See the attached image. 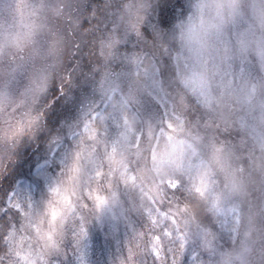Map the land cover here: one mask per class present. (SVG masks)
Returning <instances> with one entry per match:
<instances>
[{
  "label": "rangeland",
  "instance_id": "374dc122",
  "mask_svg": "<svg viewBox=\"0 0 264 264\" xmlns=\"http://www.w3.org/2000/svg\"><path fill=\"white\" fill-rule=\"evenodd\" d=\"M84 1L0 0V168L13 148L40 150L7 197L27 252L9 231L0 264H264V4L191 0L173 45L153 0L116 1L99 74L73 83L83 95L46 137L50 76L93 55Z\"/></svg>",
  "mask_w": 264,
  "mask_h": 264
},
{
  "label": "trees",
  "instance_id": "16d2710c",
  "mask_svg": "<svg viewBox=\"0 0 264 264\" xmlns=\"http://www.w3.org/2000/svg\"><path fill=\"white\" fill-rule=\"evenodd\" d=\"M116 1L118 0H85L83 2L80 10L81 20L79 24L88 26V30L83 34L84 39L81 38L78 40L80 44L83 45V48L85 49L86 47L89 52L93 48V55L86 54L84 59L81 58V56L77 57L78 54L71 56L70 59L72 61L69 64L70 70L64 77L60 78L61 81L57 80V76L54 73L50 76L46 94L47 102L46 105L42 107L40 119V124L46 127L44 131L46 137L48 134L46 130L53 132L55 125L57 126L67 114L74 113V111L71 110L73 108V103L75 102L73 98L81 97L83 94L81 91L75 90L77 88L73 86V83L77 85L79 79H81L80 76L87 78L88 75L94 73L93 70H91V60L94 61L95 64L101 63L99 60L100 57L97 54L98 34H96V31L101 28V17L104 13H109L117 8ZM123 2L124 0H119L121 9ZM152 2L155 3L152 10L157 16L164 39L168 40L173 38L172 44L175 45L173 37L175 34V26L177 25L178 20L187 13L190 0H153ZM113 7L115 8L113 9ZM71 67H77V69L73 70ZM98 71L92 76L98 75ZM74 78L77 79L76 83L74 82ZM70 92H73L72 96L67 95ZM44 133L43 138L45 139L46 137L44 136ZM39 135L40 132L36 135L37 140H42L43 138H39ZM24 140L32 139L23 138L21 143L25 142ZM38 144L39 143L30 144L25 148L24 152H21L20 149L16 148L11 149L12 151L4 160V163L0 168V255L2 257H5L3 254L8 245L5 242L6 234H8L9 231H18L19 227L24 225L22 219L17 217L16 213H14V209V212H11L12 210L7 211L3 205L14 184L18 180L23 179L26 175L25 173L28 172L27 169H30V167L33 166L35 159H33L31 154L29 156L28 151L30 153L31 151L39 153L40 150ZM19 152H21V154ZM187 191L183 188L178 189V187H176L172 193H175L178 199L184 200L189 205L193 214L202 220V222H205L206 219V221L211 220V222H214L213 214L208 207L207 201L203 198L204 196L200 194L196 195L193 191H189L190 193ZM16 233L18 238L20 237L19 243L21 242L22 244L21 247L23 250L21 251L27 252L29 235L26 233ZM161 244L165 250L164 252L168 255L169 253L167 252V249L170 247L167 246L164 240H162Z\"/></svg>",
  "mask_w": 264,
  "mask_h": 264
},
{
  "label": "bare ground",
  "instance_id": "6f19581e",
  "mask_svg": "<svg viewBox=\"0 0 264 264\" xmlns=\"http://www.w3.org/2000/svg\"><path fill=\"white\" fill-rule=\"evenodd\" d=\"M190 1H191V0H190ZM189 3H190V2H189ZM30 147H31V146H30ZM7 197H8V196H7ZM7 197H6V199H5V202H4L3 207H4L7 211L12 210L11 212H14V210H13L14 207H13V205H11V204L9 203ZM30 229H31L30 227H25V225H23V226L19 227V230H18V231L16 230V232H18V233H20V234H22V233H27V232L31 231Z\"/></svg>",
  "mask_w": 264,
  "mask_h": 264
},
{
  "label": "clouds",
  "instance_id": "9594fccd",
  "mask_svg": "<svg viewBox=\"0 0 264 264\" xmlns=\"http://www.w3.org/2000/svg\"><path fill=\"white\" fill-rule=\"evenodd\" d=\"M261 4H264V0H260ZM164 148V145L161 146V150Z\"/></svg>",
  "mask_w": 264,
  "mask_h": 264
}]
</instances>
